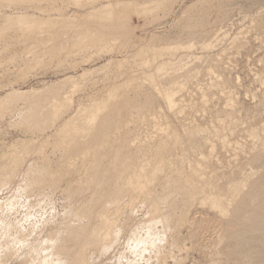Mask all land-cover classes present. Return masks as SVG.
I'll return each mask as SVG.
<instances>
[{
  "label": "rangeland",
  "instance_id": "rangeland-1",
  "mask_svg": "<svg viewBox=\"0 0 264 264\" xmlns=\"http://www.w3.org/2000/svg\"><path fill=\"white\" fill-rule=\"evenodd\" d=\"M132 1H159L160 4L140 17L135 14L121 17L125 21L118 34L112 35L107 42L86 47L85 43L97 39L100 33L112 32V29L107 22L82 17L86 13L84 8L68 5L65 0L0 4V26L5 25L7 15L46 17L36 8L50 3L63 9L66 17L80 18L78 24L81 26L79 31L69 24H58L47 27L35 38L25 36L21 28L16 27L0 36V166L9 162L13 153L20 152L23 143L34 148L44 146L45 154H41L47 156L44 160L59 157L61 151L54 146L59 143L56 139L65 123L78 112L100 103L121 85L127 86L126 94L132 102L143 105L146 91L151 92V76L155 75L158 66L162 62L181 61L184 63L180 62L181 71H184H178L179 76L190 72L193 77L191 81L179 78V82H187L185 92L179 93L180 100L184 101L185 115L179 117L187 119V124L193 121L205 133L191 146L185 138L178 137L183 146L160 147L149 143L158 140L164 129L173 126L177 117L173 118L175 116L163 104L155 102L129 118L121 134L127 131L134 134L135 131L139 138L135 145L141 144L142 148L138 161L147 164L149 173L154 168L161 171L150 187L152 193L148 203L142 196L121 199L122 211L118 215L111 214L115 225L109 248L103 245L93 254L89 253L91 260L88 263L219 264L222 246L212 244L211 239H217L212 229L199 242L190 234L195 230L193 223L181 228L184 198L179 190L186 185L194 168L208 173L209 164L205 163L229 165L240 150L248 151L253 141L249 138L252 132L256 139L264 142V29L258 28V21L264 20V0ZM199 19L203 21L198 27L190 24V20L199 22ZM85 31L87 35L82 43L77 36ZM199 35L206 37L203 39ZM207 35L212 36L207 38ZM199 38L205 42L206 38L207 42L213 39L217 46L203 49L204 41L201 43ZM179 40H183V44L191 40L193 44L166 55L167 46H175L177 41L181 42ZM156 48L164 51L163 57L150 60L152 49ZM170 49L174 50V47ZM66 79L68 81L64 82ZM56 91L61 94L57 104L65 102L67 106L59 107L51 120L38 118L36 111H46L56 100ZM16 93L25 95L17 96ZM14 94L15 98L12 97ZM215 130L226 137L225 146H220L211 133ZM245 152L241 155H247ZM40 159L41 156L33 152L24 154L14 170L0 172V264H44L49 250L48 235L62 229L73 204L76 207L87 202L88 194L76 199L71 196L77 182L85 175L77 161L82 172H77L79 175L75 178L62 182L55 189L46 187L42 192L33 191L34 186L42 183L39 171L52 168L43 166ZM242 180V175L233 167L228 169L227 186ZM166 185L171 191L176 190L171 200L166 197ZM129 198L134 199L132 207L127 205L131 203ZM151 202L157 205L158 213H154ZM199 207L190 208L191 222L200 216L211 221L220 219ZM8 250H15L11 261L4 260ZM36 250L38 254L34 255ZM254 250L261 251L258 247ZM261 255L264 258V252Z\"/></svg>",
  "mask_w": 264,
  "mask_h": 264
},
{
  "label": "bare ground",
  "instance_id": "bare-ground-1",
  "mask_svg": "<svg viewBox=\"0 0 264 264\" xmlns=\"http://www.w3.org/2000/svg\"><path fill=\"white\" fill-rule=\"evenodd\" d=\"M33 1L0 0V4L24 5ZM65 1L68 5L72 4L84 8L86 13H82V17L107 22L109 28L112 29L110 33H100L97 39L85 43L84 47L107 42L112 35L118 34L125 21L121 17L131 16L132 14L140 17V15H145L147 11L155 9L160 4L159 1L137 3L132 0H106L105 2H102V0ZM36 10L46 14V17L37 19L34 16L24 14L5 16V25L0 26V36L6 30L16 27H20L25 36H33L34 38L47 27L58 24L66 23L72 28L81 27L78 24L80 18L77 16L66 17L67 14H65L64 10L55 8L52 3L45 7H37ZM201 20L203 21V19H199V22L190 20V24L193 27H198L202 23ZM263 22L264 20L258 21V28L264 29ZM80 29L78 28L77 30L80 31ZM86 35L87 31L82 32L80 36L78 34L77 37L83 43ZM199 36L203 38L204 35ZM208 36L212 35H207V38H211ZM200 38L199 41L202 39ZM207 38L206 42L205 40H203L204 42L200 41L201 43L203 42V49H208L214 45L213 39L207 42ZM190 41H184L183 44L182 40L180 42L182 44L177 43V41L175 46L168 45V53L166 55H172L177 48L187 49L188 46L193 44V41ZM237 43H240V41L237 40ZM215 45L217 46V44ZM171 47H174V50H171ZM163 53L164 51H159L157 48L152 49L149 56L150 60L163 57ZM186 57L189 58V56ZM214 61L216 62V59ZM180 62L174 64L172 62H162L158 66L155 75L151 76V92L146 91L143 105L138 102H132L126 94L127 86L121 85L115 87L100 103L78 112L76 116H73L65 123L59 137L56 139L57 142L59 140V143H55L56 145L54 146L55 149L58 148L57 150L61 151L59 157L52 160H44L46 155L44 157L41 155L42 153L43 155L45 154L43 152L44 146L34 148L27 143H23L21 144V151L13 153L9 162L0 166L1 173L12 171L20 164L19 158L22 155L33 152L41 156L42 165L52 168L49 171L45 169L39 171L42 183L33 187V191L36 189L37 192H42L46 187L55 189L62 182L75 178L77 172L80 174L82 172L81 169H84V178L77 182L71 196L76 199L79 195L88 194L87 202L79 204V206L76 205V207L73 204L74 207H70V211L64 218V222L61 225L62 229L59 231L55 230L48 235L46 239L47 243H49V250L45 249L47 254L43 261L44 264H89V253L93 254L94 251L98 250V248L100 249L103 245H106L107 249L109 248L108 244L114 234L113 228L115 225L111 214L118 215L121 210L120 206L123 205V202H121L123 200L121 199L124 196L133 198L142 196L147 203L149 202L148 198L152 193L150 187L157 180L161 169L154 168L149 173L147 164H142L138 161L142 148L141 144L135 145V141L139 139L135 131L134 134L129 131L121 134L130 117L133 118L135 114H138L142 109L151 107L155 102L163 104L166 110L172 116H175L173 118L176 119L177 117L175 123L171 122L173 126H168L167 129H164L158 140L150 141L149 143L157 144L160 147H165L169 144H172L174 148L183 146L184 144L178 137L185 138L186 143L190 144L188 146H191L199 135L205 133L200 126L194 125L193 121L187 124V119L180 118L185 111L182 104L184 101L180 100L182 98H179V93L185 90L184 86L187 82H179V78H184V81H188L193 77L190 72L189 74L183 73V75L186 74L185 76H179L180 72L178 73V71H181V63H183ZM208 70L210 69L208 68ZM169 71H173V74L169 75ZM183 71L184 69L181 72ZM209 73L211 74V72ZM167 74L168 76L165 77ZM66 81L68 80H64V82ZM16 94L17 96L25 95V93ZM55 95L56 100L50 103L46 111L40 109L36 111L38 118L46 119V121L51 120L52 116L55 117L59 107L67 106L65 102L58 105L57 100H59V97L61 98V94L56 91ZM12 97L15 98L16 95ZM177 130H180L181 134ZM211 133L218 140L220 146L226 145V137L221 132L215 130ZM249 138H252L253 141L248 151L245 152V149L240 150L234 155L236 158L229 165L217 163V167L211 162L205 163L209 164L210 172L208 173L194 168L188 175L186 185L179 190L180 195L184 198V211L180 221L181 228L193 223L195 230L193 229L190 234L199 242L204 237V234L212 229L213 233L217 234L216 240L211 239L212 244L222 246L219 264H264V258L261 255V252H264V142L256 139L254 132L249 135ZM242 152L247 153V155H241ZM76 161L79 162L80 166L82 165V168L77 166ZM232 167L234 171L242 175L243 180L227 186L225 184L226 174L228 169ZM219 169L222 172H219ZM202 175L205 177H202ZM175 191H171L170 187L166 185V197L170 200ZM131 199L130 205L127 203L128 201L126 202L128 206L133 204L132 201L134 199ZM151 204L154 207V213H158L157 205L154 202H151ZM196 205H200L199 208H205L209 212H213L220 219L211 221L200 216L191 222L188 212L190 208ZM124 209L125 211L127 210V208ZM130 209L128 208L127 213H129ZM162 221L166 223L165 220ZM255 247L260 248L261 251L256 252L254 250ZM33 254L37 255V250L33 251ZM14 256L15 250H8L4 260L11 261Z\"/></svg>",
  "mask_w": 264,
  "mask_h": 264
}]
</instances>
